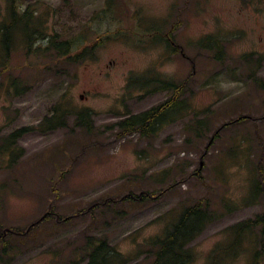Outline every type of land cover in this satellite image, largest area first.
<instances>
[{"label": "rangeland", "instance_id": "rangeland-1", "mask_svg": "<svg viewBox=\"0 0 264 264\" xmlns=\"http://www.w3.org/2000/svg\"><path fill=\"white\" fill-rule=\"evenodd\" d=\"M11 4L29 11L39 39L28 47L17 30L8 57L0 47V226L78 215L6 239L0 264H86L87 237L146 264L147 240L200 201L212 220L191 244L192 264H206L232 241L229 228L263 211L255 187L259 166L264 180V0H0V23ZM150 28L161 38L147 39ZM42 36L93 47L92 56L73 63ZM148 75L182 86L177 109L152 134L122 133L124 120L173 95L126 86ZM59 103L89 110L90 130L72 115L47 129ZM128 193L148 197L122 202ZM102 198L119 201L79 214ZM258 237L250 233L224 264H248Z\"/></svg>", "mask_w": 264, "mask_h": 264}, {"label": "trees", "instance_id": "trees-1", "mask_svg": "<svg viewBox=\"0 0 264 264\" xmlns=\"http://www.w3.org/2000/svg\"><path fill=\"white\" fill-rule=\"evenodd\" d=\"M32 23V16L28 10H24L22 13L17 12L11 4L7 12V17L0 23V47L1 51L6 57L11 50L12 39L15 32L20 31L24 34L25 39L30 46L29 41H37L39 36L36 32H30L29 24ZM155 26V25H154ZM151 30L145 31L147 39L158 40L161 38L160 32L157 28H150ZM164 42H166L167 47H176L171 39H169L168 34L164 36ZM42 36L40 40H44ZM47 41L46 48L52 50L58 57H66L70 59L73 63H79L85 61L86 58L92 56V48H84L82 50L74 51L75 46L78 44L73 43L69 40H57L56 38H46ZM176 50V49H175ZM173 48V51H175ZM71 53H74L71 55ZM154 76V77H153ZM156 75H148L138 80H128L127 87H132L135 84H140L141 87H150L156 84L160 89L171 91L172 97L164 102L163 104L150 109L149 111L132 116L121 123L122 133H130L131 130L137 131L143 135L152 134L155 132L156 128L161 121L168 119V117L173 113L177 106V97L180 95L182 86L176 85L170 80H165ZM153 77V78H151ZM264 88V84L261 85ZM155 91V88H153ZM53 116L48 120L47 129H58L64 128L66 126V119L72 115L74 116L75 124L78 127H83L86 130L91 128V112L87 109L73 111L60 103L53 109ZM242 119V118H240ZM29 128L20 129L11 134V138L17 140L18 137L26 133ZM217 136V133H214ZM259 180H257L256 190L264 194V180L263 171L261 166H259ZM198 174V173H196ZM147 195L140 193L139 195L127 194L123 196L121 201H127L133 203H143L147 200ZM119 201V199L102 198L97 200L90 205L87 209L81 211L79 214H85L90 212L100 206H106L112 204L111 202ZM90 209V210H89ZM78 215L69 216L67 218H61L52 211L46 213L41 218L30 224L24 230L14 229L7 230L0 226V241L3 242L2 251L0 254L6 253V247L8 242L6 239L13 238L14 236L22 238L27 237L32 232L36 231L38 227L49 220L54 222H66ZM212 217L207 210V202H198L192 206L183 208L174 217H172L166 223L165 227L160 234L151 237L145 243L148 252L151 254L146 264H192L194 260V253L191 248V244L197 239L211 222ZM230 234L232 236V241L225 246L217 247L211 251V254L207 258L206 264H224V259H226L227 254H234L235 250L240 247L243 239L247 237L250 233L259 232L258 239H255V247L253 250V255L249 260L248 264H261L264 256V209L260 214H257L253 219H249L233 225L229 228ZM85 247L82 248L85 256L87 257L86 264H128L133 260L132 257L125 256L118 251H115L109 246L105 239L87 237L85 239Z\"/></svg>", "mask_w": 264, "mask_h": 264}]
</instances>
